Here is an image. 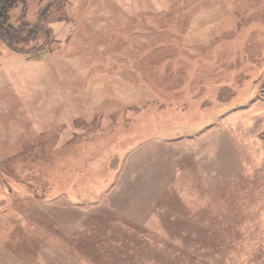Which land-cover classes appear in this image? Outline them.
Instances as JSON below:
<instances>
[{"label":"rangeland","instance_id":"rangeland-1","mask_svg":"<svg viewBox=\"0 0 264 264\" xmlns=\"http://www.w3.org/2000/svg\"><path fill=\"white\" fill-rule=\"evenodd\" d=\"M25 5L0 264H264V0Z\"/></svg>","mask_w":264,"mask_h":264},{"label":"trees","instance_id":"trees-1","mask_svg":"<svg viewBox=\"0 0 264 264\" xmlns=\"http://www.w3.org/2000/svg\"><path fill=\"white\" fill-rule=\"evenodd\" d=\"M20 4L23 5V14L21 15L20 19V25L14 26L11 21V12L18 7ZM25 0H0V38L4 40V42L15 52L18 53H26L29 52L32 53V49L28 50L24 48L21 44H25L28 42V39L32 38L34 36V29H32V32H28V37H23V34L26 32L24 31L25 28H28L30 24H27L23 21V18L26 15L25 12ZM36 27H41L40 25H37ZM36 31V30H35ZM37 33V32H36ZM23 42V43H21ZM33 54V53H32ZM46 152V155L49 154L48 149H44ZM27 150L22 148L21 152L14 156L10 161L4 162L6 164H9L12 160L20 158L22 162H25L26 159H36L33 156H27L25 157V153ZM38 157V155H37ZM32 159V160H33ZM31 160V161H32ZM8 166V165H6Z\"/></svg>","mask_w":264,"mask_h":264}]
</instances>
